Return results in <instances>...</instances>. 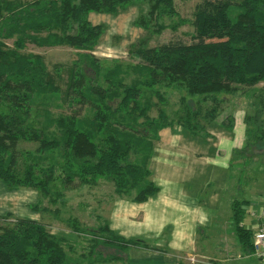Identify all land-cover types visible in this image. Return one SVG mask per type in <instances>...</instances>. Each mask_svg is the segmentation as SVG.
<instances>
[{"label": "trees", "instance_id": "1", "mask_svg": "<svg viewBox=\"0 0 264 264\" xmlns=\"http://www.w3.org/2000/svg\"><path fill=\"white\" fill-rule=\"evenodd\" d=\"M139 2L146 3L147 10L136 24L150 32L157 31L161 16L175 11L173 0H0V181L7 188L31 187L57 199L61 193L54 189L56 180L69 188L77 183L94 187L103 179L112 183L113 195L145 201L158 190L148 161L159 130L169 123L165 115L161 121L149 118L148 93L159 95L158 87L176 86L201 102L210 101L211 109L202 111L181 97L184 109L176 120L190 133L204 134L205 126L218 120L220 94L264 80V0H200L189 41L154 46L140 41L128 49L136 63L123 67L117 62L101 70L93 49L104 25L92 23L89 14L116 15ZM28 42L84 52L67 78L62 98L68 110L54 118L45 115V125L31 119L32 105L38 98L60 97V92L42 55L26 51ZM127 68L136 75L133 82L124 80ZM259 116L245 120H253L255 126L246 134L245 154L253 145L264 144V120ZM141 117L145 121L139 122ZM233 121L226 116L219 122L232 128ZM21 140L36 143L40 154L22 157V167L17 149ZM246 202L233 203L231 221L242 248L252 253L253 233L241 224ZM10 216L0 215V264H81L67 254L66 239L51 234L43 223L24 217L9 220ZM102 220L99 230L91 232L88 264L117 259L97 252L99 243L124 249L148 246L123 237ZM73 230L80 235L88 229L77 224Z\"/></svg>", "mask_w": 264, "mask_h": 264}, {"label": "rangeland", "instance_id": "2", "mask_svg": "<svg viewBox=\"0 0 264 264\" xmlns=\"http://www.w3.org/2000/svg\"><path fill=\"white\" fill-rule=\"evenodd\" d=\"M21 1L27 2L29 0ZM199 2L200 0H173L174 13L161 16L158 19V27H153L157 30L156 32H150L136 24L139 16L146 13L147 4L144 2L133 3L120 10L116 15L90 13L89 19L92 23H102L104 25V32L93 49V54L99 58L101 70L111 69L117 62H121L123 67H129L130 64L136 63L137 59L128 55V49L130 45L140 41H146L148 46L169 41H189L194 31L192 25L193 15ZM11 40L8 39L7 42L10 43ZM26 51L42 55L48 73L60 92V97L52 99L47 96L46 98H38L32 105L31 119L33 121L38 120V125H45L47 119L45 115L54 118L61 112L68 110L67 103L62 98L67 78L73 63L78 62L79 56L84 52L68 46H36L30 42L27 44ZM85 68L86 72L91 74V69L87 66ZM126 73L124 75L125 81L133 82L136 79L135 73L133 74L129 68H127ZM263 85L264 80L250 87H239L240 89L233 93L219 95L223 102L218 105L221 107V111L217 114L218 120L226 116H231L234 120L232 127L234 129L233 138H236L234 142L236 146L233 150L232 160L235 161L233 165L237 167L252 166L254 164V162L251 163L252 160L262 163L259 164L260 166L263 165V158L261 159L260 156H264V144L253 145L254 147L245 150L246 154L242 151L243 148H246L248 130L252 129L253 131L255 129L253 120L251 122L245 120L253 119L258 113L259 117L264 120ZM158 88L159 95L148 93L152 106L147 114L150 119H157V121L162 120V115L167 116L166 120L169 123L165 126H170V128L172 126L177 128L180 125L176 120L177 116L182 115L184 109L181 97H185V102L192 109L200 106L202 111H205V109L209 110L213 106L210 101H199V96L188 95L183 88L176 86H161ZM143 121H145L144 117L139 118V122ZM50 129L53 130L54 126L51 125ZM166 133L171 134L170 130ZM159 141L158 139L155 140L154 144L156 145ZM17 149L19 150L20 167L25 163V158L22 159V157H27L28 153L34 155V157L40 155L35 151L36 143L34 142L21 140ZM251 153H254V155H250ZM44 154H41V156ZM42 162H39V164ZM42 164L45 165L46 163ZM53 186L61 193V196L57 199L44 196L31 187L9 189L0 181V215L9 212L11 214L9 220L24 217L43 223L51 234L66 239L64 246L69 256L78 258L81 264H88L85 259H87L91 239L94 238L91 232L99 230L102 226V219H109L112 226L117 201L114 200L117 196L113 195V185L108 180L100 179L97 186L94 187L77 183L72 187L63 188L59 180H56ZM161 188L163 187L161 186ZM235 194L238 197L237 190ZM205 196L206 194L204 198ZM119 202L118 206H122L126 201H117V204ZM35 205H37V208L33 209ZM133 205L135 206L129 208L128 211L131 218L124 221L119 229H115L118 234L137 239L158 249L170 248V250H176L180 248V250L161 253L154 247H151L152 250L141 249L142 246H138L139 249L138 247L137 249H134L135 247L124 249L99 243L96 248L97 252H101L103 256L115 255L117 259L108 263L94 264H214L215 256L209 254V250L206 253H200L196 249L198 250L200 246H209L211 243L222 245L225 249L226 244L223 241L226 240L227 231L214 228V226L220 225L216 219L222 218V216L215 217V219L212 217L205 228V233L200 230L196 244H193L194 247L191 248L188 245L185 248L184 243L179 246V243L176 245L174 242L175 229L178 231L182 224L169 221L168 218L171 213L169 214L167 209L162 207L159 202L155 205L152 204L146 212L143 205L138 206L134 203ZM74 219L76 222H72ZM77 224L79 228H87L89 231L82 232L80 235L76 234L73 227H77ZM210 250L212 252L211 248ZM256 262V257L244 258L241 252L232 251L226 262L222 261L217 264H254Z\"/></svg>", "mask_w": 264, "mask_h": 264}, {"label": "crops", "instance_id": "3", "mask_svg": "<svg viewBox=\"0 0 264 264\" xmlns=\"http://www.w3.org/2000/svg\"><path fill=\"white\" fill-rule=\"evenodd\" d=\"M218 121L220 120L208 123L204 134H192L180 125L177 128H174L175 126L161 128L158 132L160 141L154 144L148 161L150 179L157 185V192L142 202L133 201L130 196L115 197L114 200L126 202L118 206L120 202L117 204L116 201L112 226L109 219L106 220L110 228L116 231L115 229H119L124 221L131 218L128 211L135 206L133 203L143 205L146 212L152 204L159 202L169 214L171 213L169 221L182 224L178 231L175 229L176 245L184 243L185 248L188 245L192 248L196 244L200 230L205 233L211 218L222 216L216 219L220 225L214 228L227 231L226 240H220L225 242V249L222 245L211 243L209 246H200L196 251L206 253L209 250V254L215 256L214 264L226 262L232 251L241 252L244 258L256 257L257 262L254 264H264V248L259 252L244 251L231 221L233 203L236 200H247L242 205L244 215L241 224L253 234L259 227L264 226V156H260L263 158L262 166H260L262 163L253 160L252 166L233 165L235 161L233 162L232 155L236 146L234 143L236 138H233L234 129ZM169 130L171 134L166 133ZM236 190L238 197L235 194ZM151 247L154 246H142L141 249L152 250ZM154 248L161 253L180 250Z\"/></svg>", "mask_w": 264, "mask_h": 264}, {"label": "built area", "instance_id": "4", "mask_svg": "<svg viewBox=\"0 0 264 264\" xmlns=\"http://www.w3.org/2000/svg\"><path fill=\"white\" fill-rule=\"evenodd\" d=\"M254 251H260L264 248V226L259 227L252 237Z\"/></svg>", "mask_w": 264, "mask_h": 264}]
</instances>
